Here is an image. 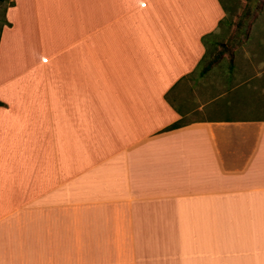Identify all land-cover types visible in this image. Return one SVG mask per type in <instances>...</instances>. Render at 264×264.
<instances>
[{"label":"crops","instance_id":"obj_1","mask_svg":"<svg viewBox=\"0 0 264 264\" xmlns=\"http://www.w3.org/2000/svg\"><path fill=\"white\" fill-rule=\"evenodd\" d=\"M10 2L0 264H264L263 33L201 74L221 0Z\"/></svg>","mask_w":264,"mask_h":264},{"label":"trees","instance_id":"obj_2","mask_svg":"<svg viewBox=\"0 0 264 264\" xmlns=\"http://www.w3.org/2000/svg\"><path fill=\"white\" fill-rule=\"evenodd\" d=\"M259 3H260V0H247L246 7L244 9L245 12L237 20L235 24V27H236L235 33L230 37L228 45L220 44L218 49L214 48L215 50L211 52L212 45L209 46V44L212 42L210 41V37L212 35H207L202 38L203 44L207 47V54L204 60H202L198 66V68L201 70V74H205L212 66H214L222 58L223 55H226L230 64H232L233 57H234V51L242 43L243 38L246 35L245 23L247 20L251 19L252 17L254 18V12H255L254 7L258 6ZM224 5L225 4H223V6ZM224 9H225V17L221 21V24H224L227 27V29H229V27L232 26L230 15H229L230 14L229 8L224 7ZM4 14H5V11H4ZM5 23H6L5 18H3V24ZM216 44H217V41L213 45L215 46ZM179 125L180 123L173 124L172 126L169 127V129L176 128Z\"/></svg>","mask_w":264,"mask_h":264},{"label":"rangeland","instance_id":"obj_3","mask_svg":"<svg viewBox=\"0 0 264 264\" xmlns=\"http://www.w3.org/2000/svg\"><path fill=\"white\" fill-rule=\"evenodd\" d=\"M221 1L223 4H225L229 8V13H230L229 15H230L232 26L229 27L227 32L226 30H224V35L223 37L221 36L222 38H219L215 49H218L220 44L221 45L229 44V39L235 33V30H236L235 24L237 20L239 19V17L245 12L244 9L247 4V0H221ZM262 3L264 7V0H260L259 4H262ZM10 4H11L10 0H0V33H1L2 26H3L4 11ZM254 8H255L254 13L257 14L259 13V9L261 8V5L255 6ZM261 10L262 8L260 9V11ZM260 13L258 15H261V17H259L258 19H255L252 17L251 19L246 21L245 23L246 35L243 38L242 43L236 48V50L241 49L244 46V44H249V45L251 44V45L256 46L257 44H255L254 42L258 43V40H259V37H257V33L258 34L263 33L262 36L260 35L263 41L260 43L261 48H259V50H260V53L263 54L262 59L264 62V10Z\"/></svg>","mask_w":264,"mask_h":264}]
</instances>
